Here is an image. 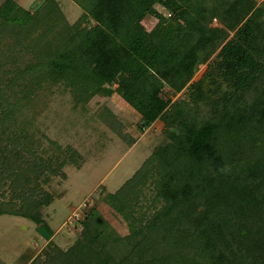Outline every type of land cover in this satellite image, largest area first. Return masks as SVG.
Masks as SVG:
<instances>
[{
    "label": "trees",
    "instance_id": "trees-1",
    "mask_svg": "<svg viewBox=\"0 0 264 264\" xmlns=\"http://www.w3.org/2000/svg\"><path fill=\"white\" fill-rule=\"evenodd\" d=\"M72 1L82 10L72 23L56 0L0 4V194L10 191L0 214L42 223L34 212L51 196H41L39 178L47 169L64 176L65 162L81 159L47 137L64 156H39L18 120L24 99L59 88L76 107L116 94L139 116L138 131L162 125V142L114 193L146 234L119 258L111 250L120 236L109 249L87 233L67 250L49 241L35 260L264 264V150L253 153L264 149V0L244 16L233 0ZM102 108L99 119L124 138L115 105ZM146 186L152 196L139 216Z\"/></svg>",
    "mask_w": 264,
    "mask_h": 264
},
{
    "label": "rangeland",
    "instance_id": "rangeland-1",
    "mask_svg": "<svg viewBox=\"0 0 264 264\" xmlns=\"http://www.w3.org/2000/svg\"><path fill=\"white\" fill-rule=\"evenodd\" d=\"M3 1L0 0V4ZM15 1L25 9H31L39 0ZM261 1L233 0L232 11L244 16ZM56 2L70 23L82 12L72 0ZM155 7L167 14L159 4ZM152 23L151 17L144 20L146 26ZM212 25L220 24L214 19ZM24 55L30 57L28 52H24ZM205 69L206 65L200 66L193 79L199 78ZM61 90L47 88L37 95L33 94L32 100L24 99L18 120H22L29 130L40 157L55 154L58 161L64 156L63 152L54 150L55 145L48 138L63 149L71 146L81 159H77L76 163L67 160L61 169L64 176L47 169L39 178L40 192L43 191L41 196L48 197L44 191L51 196L49 203L40 208L41 213L34 212L35 216L44 220L42 223L22 215L0 214V264H42L44 259L35 260V257L49 241L61 250H67L87 233L96 235L109 249L114 235L120 236L122 240L119 245L114 244L116 248H111L119 258L146 234L145 229L122 211L114 193L140 168L155 145L162 142L161 123L156 122L138 131L139 116L118 95L95 96L87 104L75 107L70 93ZM107 100L117 108V118L128 132L124 138L99 119L102 104ZM131 138H135L134 141ZM263 150L255 148L253 153L258 154ZM147 187L140 194H144L145 199L141 196L136 207L139 216L152 196L151 188ZM8 197L10 191L6 188L5 196L0 194V200ZM19 205L20 200L17 199Z\"/></svg>",
    "mask_w": 264,
    "mask_h": 264
}]
</instances>
